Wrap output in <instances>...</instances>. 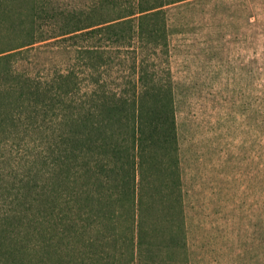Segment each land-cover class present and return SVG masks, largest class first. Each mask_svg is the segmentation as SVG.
<instances>
[{"label": "trees", "instance_id": "trees-1", "mask_svg": "<svg viewBox=\"0 0 264 264\" xmlns=\"http://www.w3.org/2000/svg\"><path fill=\"white\" fill-rule=\"evenodd\" d=\"M179 1L0 0V264H190Z\"/></svg>", "mask_w": 264, "mask_h": 264}, {"label": "rangeland", "instance_id": "rangeland-1", "mask_svg": "<svg viewBox=\"0 0 264 264\" xmlns=\"http://www.w3.org/2000/svg\"><path fill=\"white\" fill-rule=\"evenodd\" d=\"M167 15L190 264H264V0Z\"/></svg>", "mask_w": 264, "mask_h": 264}]
</instances>
